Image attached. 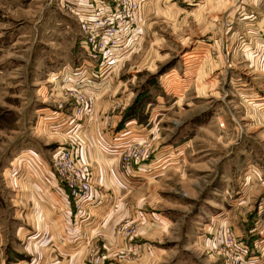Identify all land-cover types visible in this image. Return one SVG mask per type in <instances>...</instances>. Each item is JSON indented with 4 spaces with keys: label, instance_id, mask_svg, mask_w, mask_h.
Instances as JSON below:
<instances>
[{
    "label": "rangeland",
    "instance_id": "1",
    "mask_svg": "<svg viewBox=\"0 0 264 264\" xmlns=\"http://www.w3.org/2000/svg\"><path fill=\"white\" fill-rule=\"evenodd\" d=\"M141 1L137 45L77 102L73 73L86 67L92 82L96 59L64 7L76 1L0 0V264H22L26 251L39 264L21 240L48 216H30L33 208L51 205L37 163L55 178L61 148L90 178L81 214L71 190H49L72 213L67 255L77 253V264H240V256L264 264L257 216L234 205L237 181L264 179V104L255 107L264 102V46L253 40L263 21L244 25L241 0ZM103 2L112 0L94 8ZM65 66L69 74L59 73ZM47 108L65 111V130L46 120ZM80 139L95 148L89 160ZM95 204L108 215L85 230Z\"/></svg>",
    "mask_w": 264,
    "mask_h": 264
},
{
    "label": "built area",
    "instance_id": "2",
    "mask_svg": "<svg viewBox=\"0 0 264 264\" xmlns=\"http://www.w3.org/2000/svg\"><path fill=\"white\" fill-rule=\"evenodd\" d=\"M75 1L72 2V5L66 4L64 7L68 14L77 19L83 45L89 55L96 59V69L92 71V76L95 79L92 82L87 79V76L84 75L87 73L86 67L77 68L73 74L80 78L79 82L77 86L69 87L70 90H77V93H81L77 96V102H85L82 94H86L88 91L82 88L99 89L122 59L129 55L137 45L142 29L138 24L136 12L139 11L142 1L132 0L136 5L130 7L127 0H112L111 3L103 2L102 7L97 9L93 4V2L97 4V0H92L93 2L89 0ZM98 6L100 5L98 4ZM224 25L228 27L230 22L227 21ZM240 39L242 42L246 41L245 37ZM256 39L261 40V44L264 46L261 35L254 37V40ZM67 68L68 66L63 67L59 73L69 74ZM62 89L68 91V87H62ZM134 147L136 146L132 145L127 151L131 152L130 150ZM122 153L126 154L125 150ZM52 168L59 184L74 193L76 214L83 213L82 200L88 197L91 188L88 173L78 165L73 153L64 148L58 150L52 157ZM228 236L230 237V234ZM243 262H245L244 256H240V264Z\"/></svg>",
    "mask_w": 264,
    "mask_h": 264
},
{
    "label": "crops",
    "instance_id": "3",
    "mask_svg": "<svg viewBox=\"0 0 264 264\" xmlns=\"http://www.w3.org/2000/svg\"><path fill=\"white\" fill-rule=\"evenodd\" d=\"M242 8V20H245L243 23L244 25H249L251 24L250 21L253 22V20L255 19V17L257 19H260L261 21H263L260 25V28L263 27L264 29V12H263V8H264V3L262 2V0H253L249 2V0H241L240 1V5ZM247 10H251V12L248 14ZM249 18V19H248ZM257 21V20H256ZM242 23V24H243ZM256 23V22H255ZM256 26H258V24H256ZM260 30V29H259ZM259 30L255 31V33H259ZM254 34V33H253ZM255 34V35H257ZM222 35V34H221ZM246 35V33L241 32H237V39L243 38ZM264 35V33H263ZM257 36H260V34H258ZM220 40L221 42L223 41V38L226 39V37L224 36H220ZM253 38V37H252ZM262 39L264 40V36H262ZM254 40V38H253ZM242 52L244 53V55H246L249 58L250 63L253 62V60H255V50L253 49H247V50H242ZM263 63L264 61L262 60L260 62L261 65V70H257L258 72L263 71L264 72V68H263ZM247 67L244 66L243 69L245 70ZM248 69L250 68V66L247 67ZM250 71V70H249ZM254 71V70H252ZM264 98V95H261L260 97L257 98V101H262L261 99ZM256 109H258L257 107L261 108L262 105L264 104V102H256ZM45 108V107H43ZM49 110V112L45 115L46 120L48 119V121L50 122H56L57 124H61L63 123V116L65 114L64 110H57V109H51V108H47ZM63 129H60L59 131H63L66 128L64 127V124L62 125ZM67 127V126H66ZM76 133V132H75ZM66 134V133H63ZM79 135V133H77ZM247 135V134H246ZM257 135H260L261 137L264 136V130H260L258 132ZM82 141V142H80ZM80 141L76 142L78 144V146H81V149L84 151V157L82 156V158L84 159H88L89 160V156L91 153H93L95 150V148H91L90 145L88 146L87 144H89L88 140L87 142L84 141L83 139ZM92 141V140H91ZM114 141H116V138L114 139ZM80 144V145H79ZM88 155V156H87ZM22 157V156H20ZM41 161V160H40ZM36 162V161H35ZM43 162V161H42ZM41 163H37L38 166L41 164V166H39V174H41L38 182L40 183V188L44 191L43 195L44 197H46L47 199L45 201H49L51 203V205H47L51 208L48 209V206L45 204H41L42 206H38L33 208V211H31V213L29 214L30 216L33 215L40 217V215L42 214V216H47L45 217L43 220V222L41 224H37L35 222V226H31L27 229V233H28V237L26 239L22 238L21 240V244L22 245V249L23 251H26L27 248H30L32 253H34V256H37L39 258V264H77L75 262L76 260V254H74L73 252H69L70 255H67V239L69 236V225L71 224V220H72V213L70 210L66 209L63 205H62V200L60 197H57L56 195H53L49 192L50 188L52 186H54V188H60L61 189V185L58 183V181L56 180V178H54V176H50L49 173L50 171L48 170V172L43 168L44 164ZM253 168H255L254 164H252ZM21 180V179H20ZM236 185L238 186V189L235 191V194H237V198L236 200V204H234L235 206L237 205L241 211H249V213L253 214V217L256 218L257 216V221L259 223L256 224V230L259 231V233H261L262 231L264 232V197L261 194L262 192H264V179L261 177H257L255 174H252V176H247L244 177L243 179L239 180L236 182ZM35 193V192H34ZM53 193V191H52ZM255 193H258L260 196V198L255 197ZM36 194V193H35ZM257 194V195H258ZM32 197V196H30ZM54 197V198H53ZM34 200V198H33ZM37 201H43L41 199H35ZM101 204V203H100ZM100 204H95L94 207H91V213L90 215L87 217L90 218L88 219L89 221V226L85 225V230L86 227L90 230H93L97 227L100 226V221L101 219L106 215V213L104 212V207L101 206ZM100 205V206H99ZM47 207V208H46ZM53 208V209H52ZM253 211V213H252ZM51 213H54L52 216L50 215ZM108 215V214H107ZM106 215V216H107ZM243 217L246 216V214H242ZM49 217V218H48ZM96 219V223L93 226H90L91 224H93ZM86 222V223H88ZM92 222V223H91ZM91 227V228H89ZM95 227V228H94ZM22 227H18L17 229V234H19L20 230ZM248 232H250L251 230H247ZM37 232H42V236L39 237L38 239H35V235ZM19 237V236H17ZM20 239V237L18 238ZM260 244L264 245V242L261 243H257L256 246L260 248ZM29 251L24 252L25 258L28 259H24L21 260L22 264H32L33 262L32 259L30 260L29 255L28 254ZM29 260V261H28ZM19 262V261H18ZM35 264V263H33Z\"/></svg>",
    "mask_w": 264,
    "mask_h": 264
}]
</instances>
